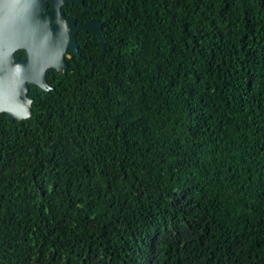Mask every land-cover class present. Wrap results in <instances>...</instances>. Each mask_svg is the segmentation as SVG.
Segmentation results:
<instances>
[{
  "label": "trees",
  "instance_id": "1",
  "mask_svg": "<svg viewBox=\"0 0 264 264\" xmlns=\"http://www.w3.org/2000/svg\"><path fill=\"white\" fill-rule=\"evenodd\" d=\"M91 5L0 114V264H264V0Z\"/></svg>",
  "mask_w": 264,
  "mask_h": 264
},
{
  "label": "water",
  "instance_id": "2",
  "mask_svg": "<svg viewBox=\"0 0 264 264\" xmlns=\"http://www.w3.org/2000/svg\"><path fill=\"white\" fill-rule=\"evenodd\" d=\"M48 1L53 3L51 11L47 10ZM67 1L81 0H0V114L5 113L11 121L31 116V84L49 90L47 70H67L64 54L70 48L79 54L78 33L93 32L103 51L106 48L99 21L76 25L66 19L75 26H68L69 31L63 24L52 25L57 16H64L59 10ZM19 50L26 52L24 59L17 54Z\"/></svg>",
  "mask_w": 264,
  "mask_h": 264
},
{
  "label": "flooded vegetation",
  "instance_id": "3",
  "mask_svg": "<svg viewBox=\"0 0 264 264\" xmlns=\"http://www.w3.org/2000/svg\"><path fill=\"white\" fill-rule=\"evenodd\" d=\"M52 9H53V3L52 1H48L47 10L51 11ZM80 10H82L86 14L82 15L80 13ZM59 13H63L64 16L63 17L57 16L56 18L58 20L52 21V25L55 26L56 24H63L65 31H69L70 28L72 29L75 28V26H73L72 24H69V22L67 23L65 21L66 19L75 21L76 25H84L90 22H97V21L101 22L103 25V22L97 19V16H96L97 9L91 5V0L67 1L65 5H62L60 7ZM80 33H78L77 35L78 44L80 48L79 54H77L71 48L68 49V51L64 54V59L67 61V63H68V60L73 58V56L81 57V46H80L79 38H78ZM20 51H24V50H20ZM17 54L20 55L21 58L23 59L26 57V54L25 56H22L19 53ZM61 72H65V71H61Z\"/></svg>",
  "mask_w": 264,
  "mask_h": 264
}]
</instances>
